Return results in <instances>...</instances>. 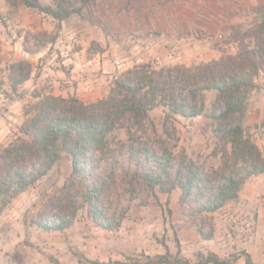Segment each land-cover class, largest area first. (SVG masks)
<instances>
[{
	"label": "trees",
	"instance_id": "trees-1",
	"mask_svg": "<svg viewBox=\"0 0 264 264\" xmlns=\"http://www.w3.org/2000/svg\"><path fill=\"white\" fill-rule=\"evenodd\" d=\"M6 2L14 8L18 5V0ZM65 2L69 3L59 0L53 9L22 0L25 7L50 15L59 23L71 14L80 15L88 1L81 0L79 8L71 9L63 7ZM230 30V41L239 43L235 54L190 66H156L151 60L136 63L113 79L104 98L89 103L76 96L35 91L34 102L24 108L27 120L19 127V134L0 146V216L18 195L45 177L63 154L71 160L69 178L34 220L45 231L69 228L83 207L95 227L118 229L130 206L123 205L118 193L114 194L117 187L125 190L129 202L140 199L143 203L155 190L169 195L178 189L180 206L200 217L237 201L247 180L264 173V155L245 129L248 96L254 78L264 70V13L252 27L242 31L240 26H230ZM30 36L33 49L26 45L28 38L23 42L28 53H36L56 40L55 35L46 32ZM6 70L7 83L16 92L31 78L32 66L18 61ZM4 85L0 76V92ZM210 91L216 97L207 116L213 132L224 146L229 145V150L224 147L217 169L206 171L184 151L174 154L178 141L174 131L164 125L161 134L151 139L147 126L149 113L157 107L165 110L167 121L175 116L202 115L205 93ZM118 129L125 131L126 140L113 147L109 137ZM141 193L146 195L141 197ZM48 208L55 211L52 216ZM197 232L204 240L213 236L212 228L206 232L202 223ZM175 241L178 248L174 255L165 246L164 254L146 256L145 264H191L181 256L178 239ZM241 255L244 264H256L245 251ZM78 264L127 263H101L80 255ZM194 264L229 263L209 252L199 253Z\"/></svg>",
	"mask_w": 264,
	"mask_h": 264
},
{
	"label": "rangeland",
	"instance_id": "rangeland-1",
	"mask_svg": "<svg viewBox=\"0 0 264 264\" xmlns=\"http://www.w3.org/2000/svg\"><path fill=\"white\" fill-rule=\"evenodd\" d=\"M31 1L53 9L57 8L59 2ZM67 1L69 3H63L66 9L80 7L81 0ZM87 1L80 15L71 14L59 23L50 15L25 7L22 0H18L15 8L6 0H0V76L5 81L0 92V146L19 134V127L27 120L24 108L34 102L32 94L35 91L63 97L76 96L89 103L104 98L113 79L136 63L151 60L156 66H190L217 60L223 54H235L239 43L230 41V26H240L244 31L258 22L264 13V9L260 11L264 7V0ZM165 10L168 13L172 11L168 20H164ZM38 32L55 35V42L47 43L36 53L26 52L24 38H28L26 45L33 49L30 34ZM18 61L29 62L32 73L29 80L12 92L7 83L6 69L9 64ZM215 97L214 91L206 92L205 112L194 118L175 116L167 121L165 110L155 108L149 113L147 136L155 139L165 125L178 137L173 149L176 156L184 151L190 159L203 165L206 171L217 169L221 164L222 151L224 147L229 150V145L224 146L217 138L212 121L207 116ZM245 129L264 155V70L254 78V88L248 96ZM125 140L123 129L114 131L109 137L113 147H118ZM122 161L127 166L126 157ZM70 173L71 160L63 154L45 177L12 201L4 211V220L12 223L24 219L27 226L35 227L34 220L45 210L49 199L59 195ZM113 192H116L115 195L118 193L123 205H129L130 209L121 226L106 236L126 238L133 231L132 238L140 248L138 253L128 256L125 263L145 264L146 256L164 254L167 244L174 255L178 248L175 238L183 242L181 256L191 264L197 261L199 253L209 252L229 264H238L237 255L244 260L241 255L244 250L242 247L238 250L235 247L237 244L232 245L224 239L221 244L216 239L210 242L201 239L198 244L196 240L199 236L197 226L202 223L209 232V228L213 230L219 222L225 224L233 237L238 235V240H242L246 234L245 229H240L242 217L230 211L237 201L226 205L231 207L200 217L180 206L178 189L169 195L155 190L145 203L140 199L129 202L123 188L117 187ZM241 192H245V185ZM48 212L50 216L55 213L49 208ZM75 220L90 221L86 208L78 211ZM32 232L26 230V246L43 253L47 260L44 264H54L57 259L50 253L51 248H58L56 240L62 239L49 237L41 247L30 242L29 234ZM78 254L76 252L80 256ZM0 264L5 263L0 261Z\"/></svg>",
	"mask_w": 264,
	"mask_h": 264
},
{
	"label": "crops",
	"instance_id": "crops-1",
	"mask_svg": "<svg viewBox=\"0 0 264 264\" xmlns=\"http://www.w3.org/2000/svg\"><path fill=\"white\" fill-rule=\"evenodd\" d=\"M165 10L164 20H168L170 13ZM264 173L251 177L245 184V192H240L239 199L232 205L230 211L241 215L240 229H245L246 234L242 240L233 237L222 222L213 227V236L205 242L213 241L221 244L224 239L230 244H237V249L242 247L256 264H264ZM23 194V193H22ZM231 207V205L226 206ZM221 209V210H222ZM4 212L0 216V261L5 264H44L47 262L46 256L36 248L30 250L25 244L26 230L30 233V242L33 245H45V240L58 238L56 240L58 248H51L50 253L57 259L59 264H78L79 256L83 255L89 260H97L101 263L124 262L126 258L134 253H138L140 248L133 240V231L126 238L107 237L106 234L112 231H105L95 227L89 220L77 221L63 231H45L37 226H27L24 219L15 220L12 223L3 218ZM232 215V214H231ZM239 218V216H237ZM216 228V231H215ZM34 229V230H32ZM230 230V226H229ZM198 233V232H197ZM58 235V236H57ZM199 235V233H198ZM197 236V235H196ZM195 239V238H194ZM198 239V240H197ZM199 235L196 240H201ZM66 240V241H65ZM180 253H182L183 242L178 240ZM69 245V246H67ZM168 245V250L171 248ZM47 247V246H46ZM44 247V249L46 248ZM47 249V248H46ZM239 250V249H238ZM237 250V251H238ZM237 263L244 264L242 257L237 255Z\"/></svg>",
	"mask_w": 264,
	"mask_h": 264
}]
</instances>
